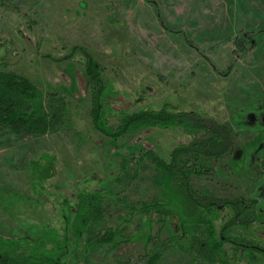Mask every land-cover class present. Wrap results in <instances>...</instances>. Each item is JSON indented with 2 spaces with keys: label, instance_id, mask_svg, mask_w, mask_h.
Returning <instances> with one entry per match:
<instances>
[{
  "label": "rangeland",
  "instance_id": "374dc122",
  "mask_svg": "<svg viewBox=\"0 0 264 264\" xmlns=\"http://www.w3.org/2000/svg\"><path fill=\"white\" fill-rule=\"evenodd\" d=\"M89 56L111 88V125L120 113L164 109L229 128L204 183L219 198L243 200L247 226L230 229L251 242L244 249L226 245L218 264H264V0H0V70L26 78L47 101L59 96L67 109L64 123L41 138L0 130V235L60 234L63 201L75 204L83 189L104 188L108 225L126 228L118 240L124 243L140 219L129 217L128 226L120 199L138 206L158 191L151 171L131 186L126 179L110 183L114 172L124 159L138 168L148 150L168 161L174 149L192 143L182 127L149 128L116 142L98 133ZM50 162L53 177L41 180ZM218 217L217 237L237 212L227 206ZM158 219L152 215L153 233ZM105 249L82 247V257L70 255L69 264H146L154 247L135 240L120 251ZM187 261L167 251L160 264Z\"/></svg>",
  "mask_w": 264,
  "mask_h": 264
},
{
  "label": "trees",
  "instance_id": "16d2710c",
  "mask_svg": "<svg viewBox=\"0 0 264 264\" xmlns=\"http://www.w3.org/2000/svg\"><path fill=\"white\" fill-rule=\"evenodd\" d=\"M235 42L244 44L245 39H236ZM86 67L93 88L92 123L98 133L116 142L149 128L182 127L193 135L192 143L174 149L168 161L148 150L136 162L138 168H133V162L124 159L119 170L114 172L110 183H121L126 179L129 185H133L134 182H142L141 172L151 171V185L158 191L152 200L138 206L127 199H120L125 205V213L122 214L128 226L131 225L129 217L139 216L138 232L133 238L124 237V243L118 241L126 228L120 224L108 225L111 214L108 215L105 205L106 189H83L75 204L69 198L63 201L60 234L51 229L47 235L37 239L4 238L0 235V264H69L70 255L82 257V247L92 251L99 249L100 252L105 248L120 251L122 246L135 240H145L146 246L152 244L154 247L146 264H160L167 251L186 257V264H218L226 245L235 249L249 245L251 241L247 236L230 229L247 226L242 220L241 212L248 210L243 200L219 198L216 191L211 192L204 183L206 177L214 172L207 171L211 159L222 157L225 140L230 136L229 128L214 121L207 122L197 113H172L164 109L120 113L114 116L118 125H111L110 85L104 82L101 67L90 56ZM59 98L47 101L26 78L0 70V130H9L22 138L46 136L64 123L67 109ZM198 132L202 133L200 138L197 137ZM49 165L41 180L53 177L48 175L54 169L52 162ZM195 181L202 182L200 188ZM227 206L237 212V217L228 226H223L217 237L218 214ZM153 214L159 216L157 233H153ZM165 229L171 236L160 240ZM232 233L234 238L228 240L227 235Z\"/></svg>",
  "mask_w": 264,
  "mask_h": 264
}]
</instances>
